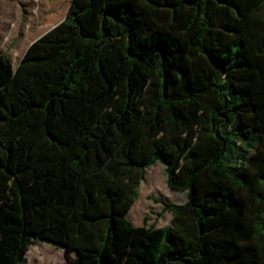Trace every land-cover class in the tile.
I'll return each mask as SVG.
<instances>
[{
	"label": "trees",
	"instance_id": "obj_1",
	"mask_svg": "<svg viewBox=\"0 0 264 264\" xmlns=\"http://www.w3.org/2000/svg\"><path fill=\"white\" fill-rule=\"evenodd\" d=\"M264 0H72L0 56V264H264ZM161 163L170 226L127 219Z\"/></svg>",
	"mask_w": 264,
	"mask_h": 264
},
{
	"label": "rangeland",
	"instance_id": "obj_2",
	"mask_svg": "<svg viewBox=\"0 0 264 264\" xmlns=\"http://www.w3.org/2000/svg\"><path fill=\"white\" fill-rule=\"evenodd\" d=\"M72 0H0V56L15 69L20 61L16 49L25 38L36 39L60 23L67 15ZM264 149V142H263ZM187 192L169 188L165 168L161 163L147 169L138 189V199L127 219L134 226L160 228L170 226L172 214L164 203L182 204ZM76 252L65 250L49 242H37L30 247L26 264H72Z\"/></svg>",
	"mask_w": 264,
	"mask_h": 264
},
{
	"label": "crops",
	"instance_id": "obj_3",
	"mask_svg": "<svg viewBox=\"0 0 264 264\" xmlns=\"http://www.w3.org/2000/svg\"><path fill=\"white\" fill-rule=\"evenodd\" d=\"M59 24V23H58ZM52 29V28H51ZM50 30V29H49ZM48 30V31H49ZM47 32V31H46ZM45 32V33H46ZM45 33H43V34H45ZM43 34H41L40 36H38L36 39H33V40H31V38H29V37H26L25 38V41H24V44L23 45H21L20 47H18V49H16V53L18 54V55H20V60L22 59V57H23V55L25 54V52H26V50L28 49V47L35 41V40H37L39 37H41ZM20 62V61H19ZM19 64V63H18ZM17 64V65H18Z\"/></svg>",
	"mask_w": 264,
	"mask_h": 264
}]
</instances>
